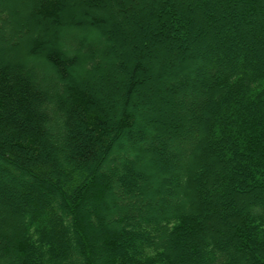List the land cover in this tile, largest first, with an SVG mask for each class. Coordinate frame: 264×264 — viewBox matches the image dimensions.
Instances as JSON below:
<instances>
[{
    "label": "trees",
    "instance_id": "1",
    "mask_svg": "<svg viewBox=\"0 0 264 264\" xmlns=\"http://www.w3.org/2000/svg\"><path fill=\"white\" fill-rule=\"evenodd\" d=\"M0 264H264V0H0Z\"/></svg>",
    "mask_w": 264,
    "mask_h": 264
}]
</instances>
